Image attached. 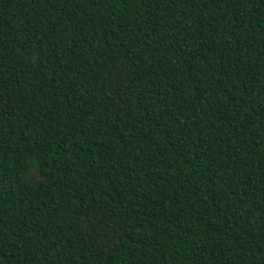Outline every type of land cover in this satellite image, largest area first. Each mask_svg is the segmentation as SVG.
<instances>
[{
	"label": "trees",
	"instance_id": "obj_1",
	"mask_svg": "<svg viewBox=\"0 0 264 264\" xmlns=\"http://www.w3.org/2000/svg\"><path fill=\"white\" fill-rule=\"evenodd\" d=\"M0 264H264V0H0Z\"/></svg>",
	"mask_w": 264,
	"mask_h": 264
},
{
	"label": "clouds",
	"instance_id": "obj_2",
	"mask_svg": "<svg viewBox=\"0 0 264 264\" xmlns=\"http://www.w3.org/2000/svg\"><path fill=\"white\" fill-rule=\"evenodd\" d=\"M28 179L31 181V180H35V179H37V178L35 177V175H30V176L28 177Z\"/></svg>",
	"mask_w": 264,
	"mask_h": 264
}]
</instances>
